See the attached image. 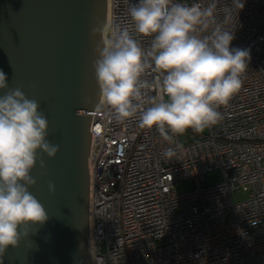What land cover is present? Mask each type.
Segmentation results:
<instances>
[{
	"label": "built area",
	"instance_id": "1",
	"mask_svg": "<svg viewBox=\"0 0 264 264\" xmlns=\"http://www.w3.org/2000/svg\"><path fill=\"white\" fill-rule=\"evenodd\" d=\"M137 2L108 0L107 26L131 23L127 9ZM242 2L226 27L231 47L250 49V60L217 123L169 143L155 128L141 129L138 117L110 120L106 109L97 111L101 98L93 109L90 264H264V0ZM138 39L147 46L148 37ZM176 144V155L165 158L162 151ZM216 169L221 180L210 184L206 176ZM185 183L189 189L178 191ZM241 190L248 198L234 201Z\"/></svg>",
	"mask_w": 264,
	"mask_h": 264
},
{
	"label": "clouds",
	"instance_id": "2",
	"mask_svg": "<svg viewBox=\"0 0 264 264\" xmlns=\"http://www.w3.org/2000/svg\"><path fill=\"white\" fill-rule=\"evenodd\" d=\"M218 5L138 0L128 6L127 25L106 26L97 18L91 29L93 37L103 34L92 62L101 96L97 111L106 109L117 124L138 117L141 129L155 128L169 143L188 129L201 132L217 123L218 109L241 88L250 60V49L231 47L234 32L226 27L244 3ZM138 37L149 38L146 47ZM8 80L0 70V258L18 246L21 228L27 237L29 225L48 220L30 192L37 183L31 172L38 151L50 159L59 152L47 139L49 121L39 102L19 87L10 89ZM181 147L162 155L171 159ZM39 165L47 167L42 158ZM48 188L55 194L54 182Z\"/></svg>",
	"mask_w": 264,
	"mask_h": 264
},
{
	"label": "water",
	"instance_id": "3",
	"mask_svg": "<svg viewBox=\"0 0 264 264\" xmlns=\"http://www.w3.org/2000/svg\"><path fill=\"white\" fill-rule=\"evenodd\" d=\"M106 15L107 0H0V70L10 89L39 102L49 121L47 139L59 145L54 159L38 151L31 172L37 183L30 192L48 220L29 225L27 237L21 228L18 246H10L0 264H90V125L101 97L92 62L103 38L91 29L97 18L105 24Z\"/></svg>",
	"mask_w": 264,
	"mask_h": 264
},
{
	"label": "rangeland",
	"instance_id": "4",
	"mask_svg": "<svg viewBox=\"0 0 264 264\" xmlns=\"http://www.w3.org/2000/svg\"><path fill=\"white\" fill-rule=\"evenodd\" d=\"M206 179H207V182L210 184H214V183L219 182L221 180V171L216 169V170L209 172L206 176ZM177 189H178V191H186L189 189V185L187 183L181 184V185L177 186ZM248 196H249L248 192L241 190V191L236 192L233 195V199H234V201L237 202V201L247 199Z\"/></svg>",
	"mask_w": 264,
	"mask_h": 264
},
{
	"label": "bare ground",
	"instance_id": "5",
	"mask_svg": "<svg viewBox=\"0 0 264 264\" xmlns=\"http://www.w3.org/2000/svg\"><path fill=\"white\" fill-rule=\"evenodd\" d=\"M108 8H109V4H108V0H107V15H106V23H105L106 26H107V21H108Z\"/></svg>",
	"mask_w": 264,
	"mask_h": 264
}]
</instances>
